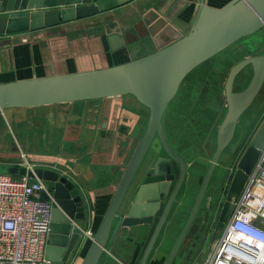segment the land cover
Here are the masks:
<instances>
[{
	"label": "water",
	"instance_id": "obj_1",
	"mask_svg": "<svg viewBox=\"0 0 264 264\" xmlns=\"http://www.w3.org/2000/svg\"><path fill=\"white\" fill-rule=\"evenodd\" d=\"M130 0H0V35L23 33L58 23L83 18ZM199 12L191 30L172 44L123 64L82 72L58 74L0 83V109L33 107L134 95L150 109L147 126L95 232L82 264H98L120 229L126 228L135 241L144 244L158 211L165 203L138 264H147L157 238L167 221L186 178L188 161L170 144L163 118L185 77L200 64L227 49L238 40L264 28V0H233L222 8H208L199 0ZM120 36L109 37L112 48ZM251 66L253 75L243 90H236L238 75ZM264 85V54L252 55L235 63L227 76L224 90L227 112L217 131V147L209 164L192 212L164 264L173 260L189 231L206 194L220 158L232 142L238 121L251 106ZM158 138L167 156H159L135 190L124 214H120L151 145ZM264 151V121L238 163L231 184L234 202L241 195L254 166ZM179 164V175L173 163ZM0 173L27 174L30 182H52V222L45 257L51 264H67L79 239L85 235L79 221L85 219L84 202L75 185L54 170L23 166H0ZM173 181L175 185L170 191ZM230 195L228 198H230ZM234 202L229 205H234Z\"/></svg>",
	"mask_w": 264,
	"mask_h": 264
},
{
	"label": "crops",
	"instance_id": "obj_2",
	"mask_svg": "<svg viewBox=\"0 0 264 264\" xmlns=\"http://www.w3.org/2000/svg\"><path fill=\"white\" fill-rule=\"evenodd\" d=\"M231 1L205 0L204 6L222 8ZM199 6V0H130L83 18L23 33L0 35V83L101 69L145 56L187 34L197 19ZM112 34L120 36V40L115 41V49L109 40ZM166 113L163 124L175 149ZM149 116L147 106L134 95L125 94L3 109L0 127L6 123L12 128L16 142L35 168L54 170L75 185L86 214L79 223L95 234L123 176L125 165L144 133ZM29 152L32 153L29 155ZM159 156L167 154L156 138L131 184L120 214L125 213L124 206H128L138 185ZM184 156L188 169L177 195L178 202L173 204L147 264H164L207 170L204 162ZM22 164V153L19 157L0 155V166ZM179 171V164L174 162L173 172L179 175ZM46 184L50 190L53 189L54 183L46 181ZM164 205L158 211L144 245L140 246L138 257L130 259L119 253L120 238L125 230L122 228L114 243L108 246V254H105L107 257L102 264H138ZM133 237L127 238L131 242ZM214 239H211L209 231L206 232L192 258L185 263L204 264ZM91 241L89 236L83 235L67 264H82ZM184 253L174 264L184 262Z\"/></svg>",
	"mask_w": 264,
	"mask_h": 264
},
{
	"label": "rangeland",
	"instance_id": "obj_3",
	"mask_svg": "<svg viewBox=\"0 0 264 264\" xmlns=\"http://www.w3.org/2000/svg\"><path fill=\"white\" fill-rule=\"evenodd\" d=\"M262 54H264V28L251 36L238 40L227 49L197 66L185 77L176 97L171 101L168 111H166V123L169 125L168 129L171 130L170 138L177 151L186 155L190 160L204 162L208 169L217 147L218 127L227 112L224 86L228 73L235 63L245 57ZM252 75V67L247 66L238 75L235 89L243 90L250 82ZM1 110L3 109H0V112ZM263 121L264 85L251 106L240 117L234 138L223 152L219 164L216 166L211 188L207 194L214 190L215 185H218L220 181L222 182L223 178H226L225 184L219 190L220 194L218 193L217 196L219 198L216 200L215 211L224 213L230 206L229 204L234 202L235 195H230V189L237 172L235 170H238V163ZM20 153L23 152L16 142L14 132L5 123L4 127H0V155L7 154L19 157ZM30 153L32 152H29V155ZM229 195L230 198H228ZM220 201L222 207L218 210ZM212 223L210 221L211 225H213ZM122 235L119 242V250H121L119 253L129 256L130 259L138 257L141 250L140 246L144 244L137 243L135 236L130 234L126 228ZM127 237L134 239L130 242V238ZM105 254H108L107 250L101 256L102 259L99 261L101 264L102 260L107 257Z\"/></svg>",
	"mask_w": 264,
	"mask_h": 264
},
{
	"label": "built area",
	"instance_id": "obj_4",
	"mask_svg": "<svg viewBox=\"0 0 264 264\" xmlns=\"http://www.w3.org/2000/svg\"><path fill=\"white\" fill-rule=\"evenodd\" d=\"M22 156L21 166L33 171L27 155ZM42 192L52 198L44 180L0 173V264H51L45 252L52 201L42 199ZM84 234L94 236L90 229ZM204 264H264V151Z\"/></svg>",
	"mask_w": 264,
	"mask_h": 264
},
{
	"label": "flooded vegetation",
	"instance_id": "obj_5",
	"mask_svg": "<svg viewBox=\"0 0 264 264\" xmlns=\"http://www.w3.org/2000/svg\"><path fill=\"white\" fill-rule=\"evenodd\" d=\"M229 168H231V167H229ZM207 170H206V172H207ZM235 171H237V169ZM206 172H205V174H206ZM224 173H226V172H224ZM204 177H205V175H204ZM204 177H203V179H204ZM176 178H178L177 174H176ZM225 178H223L222 182L220 181L219 184L215 182V184H218V185H215L216 188H214V190L210 191L207 194V191H209V189L211 188V181H212V179H211L209 187L206 191V194H205V196H204V198L200 204L199 210H198V212H197V214H196V216L192 222V225H191L189 231L187 232V235H186L185 239L183 240V243H182L181 247L179 248V251L177 252L172 264H174L176 259L179 256H182L184 252H185L184 253L185 259H184V262L182 264H186L185 262L189 261L192 258L193 254L195 252V249L198 247V245L201 241V238L204 236V234L206 232L209 231V233L211 235V239L217 238L223 232L226 224L228 223V221L232 215L233 209H234V205H230L226 209V211H224V213L215 211L216 210L215 209L216 208V200L219 198L217 196H218V193L220 194L219 190L221 189L222 185L225 184ZM203 179L201 181L200 187H199L198 192L196 194L194 203L192 204V206L189 209V213H188V216L186 218V221L184 222L183 228H184V226H185V224H186V222H187V220H188V218L192 212V208L195 204L196 198H197L198 193L200 191V188L202 186ZM175 182L176 181H173L172 184L174 183V185H175ZM172 184H171V187H172ZM222 194H223V192H222ZM230 204H232V203H230ZM221 207L222 206H221V201H220V205H219L218 210H220ZM210 221L213 222L212 223L213 225L210 224ZM183 228L181 229L180 233L182 232ZM180 233L178 234L177 239H178ZM177 239H176V241H177ZM176 241H175V243H176ZM146 246H147V244H146ZM173 246H172V248H173ZM172 248H171V250H172ZM171 250L169 251L167 257L169 256ZM167 257H166V259H167ZM166 259H165V262H166Z\"/></svg>",
	"mask_w": 264,
	"mask_h": 264
},
{
	"label": "trees",
	"instance_id": "obj_6",
	"mask_svg": "<svg viewBox=\"0 0 264 264\" xmlns=\"http://www.w3.org/2000/svg\"><path fill=\"white\" fill-rule=\"evenodd\" d=\"M262 30V29H261ZM259 32V31H258ZM257 33V32H256ZM253 35V34H252ZM251 36V35H250ZM246 37H248V36H246ZM245 38V37H244Z\"/></svg>",
	"mask_w": 264,
	"mask_h": 264
}]
</instances>
